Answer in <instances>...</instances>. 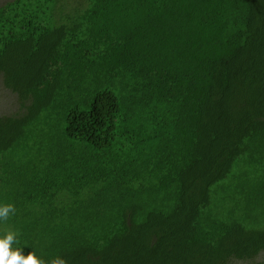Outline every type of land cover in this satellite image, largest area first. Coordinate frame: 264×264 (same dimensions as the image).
<instances>
[{"label": "trees", "instance_id": "1", "mask_svg": "<svg viewBox=\"0 0 264 264\" xmlns=\"http://www.w3.org/2000/svg\"><path fill=\"white\" fill-rule=\"evenodd\" d=\"M0 234L44 264L264 251V0H8Z\"/></svg>", "mask_w": 264, "mask_h": 264}, {"label": "clouds", "instance_id": "2", "mask_svg": "<svg viewBox=\"0 0 264 264\" xmlns=\"http://www.w3.org/2000/svg\"><path fill=\"white\" fill-rule=\"evenodd\" d=\"M10 213H14L11 204L0 205V220L7 219ZM15 240L16 233L13 231L0 234V264H44L34 252L25 255L21 248H14L13 243ZM52 264H64V261L57 259Z\"/></svg>", "mask_w": 264, "mask_h": 264}, {"label": "rangeland", "instance_id": "3", "mask_svg": "<svg viewBox=\"0 0 264 264\" xmlns=\"http://www.w3.org/2000/svg\"><path fill=\"white\" fill-rule=\"evenodd\" d=\"M6 1L8 0H0V5ZM20 108L17 94L4 85L2 76L0 75V115L18 112ZM231 264H264V251L253 260H235Z\"/></svg>", "mask_w": 264, "mask_h": 264}]
</instances>
